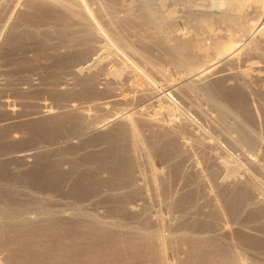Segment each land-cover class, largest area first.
Returning a JSON list of instances; mask_svg holds the SVG:
<instances>
[{
  "label": "rangeland",
  "instance_id": "374dc122",
  "mask_svg": "<svg viewBox=\"0 0 264 264\" xmlns=\"http://www.w3.org/2000/svg\"><path fill=\"white\" fill-rule=\"evenodd\" d=\"M33 1L34 0H30V1L29 0H0V3H2L3 6H6L5 8H3L4 11L3 10L0 11V16L3 14L0 17V20L2 19V17L11 16L13 17L12 21L14 23L17 21L15 24H17L16 26H19L20 25L19 23L22 22L23 17H26L27 15L29 16L30 12H31L30 15L32 14V9L30 7V4L34 3ZM85 1L87 3V8L90 11H92V13H96L93 15L95 16V18H97L98 22L101 23L102 28H104L103 26L104 23H102L103 22L102 20H99L100 19L99 14L101 12H102V15L104 13L105 18L107 20H110L109 18H111V22L115 20V23L112 22V24H114L113 26L115 30H117V33H120L121 37H123L124 43L126 44L127 47L128 46H131L134 48L139 47V49H141L143 43L140 39L143 36H144L143 39L145 38L148 39L147 36L149 35L151 39V40L149 39L150 43H152L153 39L156 38V34H157L156 30L138 32L137 29L133 28L135 26L134 24L130 25L129 23H127L125 24V26L122 25V22L120 21H122L121 18L123 17L121 15L122 14L124 15L123 8L126 11H128L126 6H124L122 9L120 7V9H116L117 11L114 12V14L113 12L112 14H110L111 12L108 10L107 8L108 5L106 4L107 1L99 0L101 4H106L107 6L100 5L99 1L97 0H88L89 2L87 0ZM158 1L159 0H156L157 3ZM162 1H163V4L165 5V7L163 8L164 17H165L163 18V20L165 22L162 28V34L164 35V37L172 38L177 33H183V35H189V32H190V35L192 33L191 36L195 37L194 39L197 42L202 41L201 42L202 44L211 48V46H214L213 42H215V39L213 40V36H210L209 32L215 34V36L219 38L220 43H223L227 35L233 32L229 26L225 24L222 25L219 22L217 23V21L215 20V18L220 16L221 9L225 5L226 1L228 0H196V1L195 0H162ZM262 2L264 5V0H262ZM99 6L100 7L102 6L103 8H100ZM105 7L108 11L105 10ZM100 9H101V12L98 11ZM112 15H115V16L112 17ZM20 16H21V19H20ZM119 16L121 18H119ZM1 24L2 23L0 22V25ZM115 24H117V26ZM9 28L10 26L9 27L7 26L5 30L0 29V125H3L2 128L0 126V154L1 155L8 154L9 158H7L6 156L5 160L9 159L11 161L10 163H13V164H9L7 162L6 164L7 166H9L8 168H10L11 166L14 172L16 170V172L13 174V171H11L12 170L11 168L7 169L8 172L10 173L7 172L8 173L7 176L4 177V179L6 180H2V183H6L7 185V187H5L6 188L5 196L8 201L17 202L21 204L19 211H37L30 206L27 208L24 206V204L31 205L32 204L31 198H34L35 199L34 201L38 199L37 202H40V204H43L45 207L46 206H48V208L51 207L50 210L52 211H64L66 215L69 213L67 216L70 215L72 217H75L76 215L75 213L77 211H84L85 213L88 212L87 214H89L92 211V213H90L89 215L95 216V218L97 217V219H99L101 222H104L106 224H107V221L109 220L107 224L108 226L112 227L114 226L113 224H116L115 226H118V228L122 229V231L125 233H128V231L133 233L135 232L134 231L135 228H138V227H143L147 234L148 232H150L149 234L156 233L155 235H158L157 232H159L160 233L159 237H162V239H164L163 245H162V251L165 253L164 254L165 257L167 256L165 260H169L168 262L171 264H186L187 259L190 257L189 255L191 254L190 253L191 250L196 249V248H192L190 242L182 240V238L185 236L184 233L189 231V229L191 231L196 230L193 234H191L192 237L199 235L198 238L207 239L208 237L210 238L214 232L219 230V228L228 227L230 230L228 229L229 231H227V234L224 235L225 239L223 240H225L224 241L225 243L226 242L231 243V246L233 247L231 248V251L232 249L233 251L236 250L239 256L240 257L242 256L241 258L243 260L245 259L248 261V262L245 261L246 263H250L253 261L254 263L264 262V218H263L264 211H253V208L255 207L249 206L251 210L248 208L246 210L244 209L242 212V210L239 209V206L241 204L238 207H236L237 208L236 209L235 206H232L231 203L230 204L228 203L229 201L227 202L228 203L227 205H230V206H227L224 198L219 194L217 183L223 179H226L225 176H227L228 173L225 174L223 171L222 172L218 170L216 171V169H214L215 166L212 168L213 166L212 162H210L211 163V168H210L209 160L207 162L206 161L207 159H205V156H207V153L209 152L211 155L212 154L214 156L216 155L217 158L224 160L225 162L228 160L227 162L229 163V165H232L234 167H236L235 165H237L240 171L238 172V170H236L238 175L240 174L242 175L244 172V174L248 173L251 180L254 179L255 177V179L252 181L253 183L256 182L255 185H257L259 182V184L257 185L258 190H259L258 193L263 194L261 196L262 198L264 197V193H263L264 190H262L264 189V175L263 174L260 175L259 172L257 173V171L252 170L251 168H248L249 165H247L248 164L247 157H250L253 159L257 158L259 159V161L261 160L260 162H262L263 164L264 163L263 156H262L263 153H261L263 150H261V148L260 149L257 148L255 152V150L253 151L251 149L250 150L248 149L250 151L249 152L247 151L246 149L247 147L245 146H241L240 148L234 147L235 145H233L232 142L230 143V140L226 136H223L224 134L221 133L220 131L221 128L217 125L219 124L218 113L216 114L215 112L216 110L214 111V109H212L213 107L211 108L210 105L208 106V104L205 102L206 101V95H205L206 94V90H205L206 84L209 81H210L209 83H212L214 79H215L214 81H216L222 78V81L215 82L214 87L218 90L221 99L224 100L223 103L227 106L229 105L231 108L239 107L238 105H241L242 107H245L246 111L248 110L247 111L248 115H249V112H252L250 114L255 115V117H257L256 120L258 119L256 121V126L254 127L257 128L256 130L259 135L262 134L264 136V42L261 43L262 45H259L260 47H259V50H257L258 52H256V50L255 51L248 50L250 46L249 47L246 46L243 54H241L242 56L239 55L240 58L237 57V59H235L233 64L230 63V64H226L223 66L219 65L221 66V68L219 69L217 68V70L214 71L213 76H210L209 79L208 77H202V78H198L194 80H188L189 83L195 84L198 87L200 86V88H198L199 91L197 93H193L194 95L189 92L187 93L186 87H184V90H181L183 89V87L180 88V90H178L177 92H171V91L162 89L163 84L166 83V81H178L181 77L187 76L188 72L183 66L178 65L172 56L168 55L167 53L164 54V52H162L163 50L161 51V49H158V47H156L153 44L154 41L152 44H150V46H147L149 41H147L146 39L147 44L145 46H147L146 52L147 54H149L147 55L149 57V62H146L144 59L140 58L138 55L132 53V51H128V48H126L125 46L123 47L122 43L116 42L115 52L117 53H115L114 62L111 65L114 67L112 68L116 69L117 71H120L123 68L124 69L128 68L131 71H134L135 75L134 74L132 76L130 75L131 77L129 76V78H128V75H125V76L122 75L123 77L121 78L119 77L114 83V85L113 86L111 85V87L108 88L109 90L108 89L106 90L104 89V87H102L105 93H100V92L93 93L91 91L92 93L91 94L90 92H87L88 90H86L87 89L86 84L84 83L81 84L80 78L74 77L70 74L71 73L70 71L73 68V66H76L77 64H79L78 62L82 61L79 58L80 56L76 57L78 54L76 55L75 53L71 52L70 50H68L67 48L63 46H60L59 44H55V46H57L55 47V51L50 50V49L44 50L45 48L43 49L42 47H39L38 45H37L38 47L34 46L32 39H29L27 43L23 42L21 46L17 45L19 48L16 47V45L10 46L11 36L9 35H11V33L9 32L10 31ZM234 35H236V33H234ZM236 45L242 46L246 44H245V41L238 40L236 42ZM211 56L212 55H210V58ZM151 61L153 62L150 63ZM251 68L254 69V71L253 73H251L252 75H250L246 80H244L245 82L240 77L236 76L238 72L240 71L242 72L245 69L250 70ZM219 74H221L220 75L221 77L219 76ZM162 76H164L165 78ZM65 79L71 80V81L68 80L69 85H64L63 81H65ZM148 84L151 88L152 86L153 88L154 87L157 88L159 94H156V96H154L153 94L151 95L148 94L150 92L149 90L151 89L148 86ZM129 85L130 86L136 85V87L139 89L144 88L143 91L147 92V96L146 95L142 96L140 97L141 99L138 98L139 96L136 95L137 93L135 92L133 87L130 88ZM63 86H65V88ZM111 92H115L116 95L119 94L121 97L122 96L124 97L134 96L135 97L136 96V99L138 100H136L132 104V106L134 107V110L131 109L133 108L132 106H130L131 108L127 107L131 109L130 110L131 112H134L136 110L137 111L140 110L144 112L145 110V112H147L146 113L147 115L150 113L149 114L150 116L151 114L153 115L154 113H156V111L158 110L160 111L164 109L163 111H165L167 109L169 110L172 116L177 115L176 117L178 118L172 117L171 115L170 116L174 119L176 118V120H178L179 123L185 122L186 124L189 125V126L187 125L186 127H184L183 125L181 127L182 129L180 130V133H178V137H179L178 139H182L183 141L187 140L188 142L190 141L189 143H192V146L193 145L197 146V148L195 146L194 147L191 146L192 150H190L191 152L189 155L190 157L193 156L192 158L187 157L189 155H185L187 158L186 157L184 158L186 159L184 158L179 159L180 157L178 156L174 157L175 155H174L173 150L162 149L163 146L165 145L161 146L162 148L159 147V149L161 150L159 149L149 150L147 148V145H145L146 147L143 145L147 153L146 152L144 153L142 150H138V151L136 150L137 151L135 154L136 156H134L135 160L133 161V163L130 162L131 165L127 159L125 160L126 157L124 158V160L122 158L123 161L120 159L121 160L120 162L124 163V164L122 163L123 166H125L126 164V166L127 165L128 166L127 167L125 166V168L130 169V170L128 169L129 172H127L126 177H124L125 181L123 183L122 189L119 188V190L117 191V192L120 191L119 197L122 196L124 198L123 199L124 203L127 204V205L124 204L125 207H123V210H122L123 204L120 205L121 208H119V206L116 203V200H114L113 198L114 194L113 195L110 194V190L113 187L115 171L113 172V169L110 168L109 166H106L103 162H100L98 160H96L98 162H94V159L90 158V156L93 157L94 154L102 153L103 152L102 149H104V146L106 145L105 143H104V146L100 145L101 147L100 152L97 151V152L85 153L88 155L87 156V155H84L82 151L80 152L81 155H79L80 153L78 154L80 157L79 156L76 157L74 150H71L66 147L68 149L67 150L65 147L61 145H59L60 146L59 147L58 143L61 142L62 138L66 139V138H72L73 136L75 137V135L78 134L77 131L74 132L75 130L73 131V129L69 128L68 126L65 127V124L64 126H61V127L60 126L58 127L53 124L51 125L50 123H46V121L48 120H45V121L43 120L30 121L29 120L30 122L28 120H25L28 117H31V115H33L34 113L39 111L40 109L39 106H41L40 104H46L50 106L51 108H53V110L58 112V111H63L67 107L68 104L71 105L73 103L74 105L76 106L78 105L79 107L85 106V108H87L88 111L89 110L91 111V114L97 115L94 117L98 119V116H99L98 120L103 121V119H107L108 117L103 113L101 114V112L100 114L97 113V111L96 110L94 111V108L92 107L95 104H97L99 101L106 100L105 99L106 96H109L110 94H112ZM5 101L9 102L11 105H13L12 107L16 109L17 111V115L15 116L16 120H15V117L10 116L7 113L6 106L3 104ZM194 103L195 105L197 106L199 105V107H202L201 108L202 113H204L202 114L203 116L200 113H198V111H196V109L194 108L196 107ZM138 106L143 107V108L136 109V108H139ZM145 106L147 107L145 108ZM119 108L121 110L126 109L124 108V106H122V107H116L117 110L114 108L113 111H119L120 110ZM62 115L67 116L66 114H60V117H63ZM216 115H217V118H216ZM165 118L167 119V116ZM229 122H230L229 125L233 124V120L231 121L229 120ZM217 127H219L220 130H218ZM37 129H39V131ZM145 129L146 130L144 131H146L147 136L149 138L152 137L153 134H152L151 129H148L146 127ZM262 135L260 136V138L262 139V142L264 143V137ZM103 138L104 137H102L101 135L99 137L97 136L94 139L102 141ZM117 138L115 140H117L119 143H117L116 141L114 143V146L116 147L115 150L117 151V153L121 154L120 151L127 149L129 144L127 141H125L124 143L123 138H119V139ZM203 138L205 141L207 140L209 141V143L213 145V147L211 146L212 147L211 149L210 148L207 149L209 150L207 153L206 151L203 152V149L201 150L198 148L199 146L198 142ZM194 140L195 141L199 140V141L195 142ZM62 142H63V139H62ZM83 142L84 140L77 141L78 144H81ZM173 142H174L175 147H171V148L177 149L175 140H173ZM119 144L122 145V147H118ZM56 145L57 147H54ZM75 148L77 149L78 147H75ZM216 149L217 151H215ZM11 150H13L12 151L13 153H9ZM26 150H27L26 152L27 154L24 153V151ZM155 151H158V152H155ZM161 151H163V153H161ZM170 152L172 153L170 154ZM213 152L216 154H214ZM204 153L206 154L204 155ZM73 154L75 157L72 156ZM191 154L193 155L191 156ZM85 156L87 157V159ZM147 157H149L150 160ZM260 157H262V159ZM119 158H121V156ZM190 159L193 161H191ZM86 161L87 163L83 164V162H86ZM25 162L28 163V165L30 166H28ZM184 162H186L187 164ZM179 163H180V166L178 167ZM148 164H150L151 166L150 165L148 166ZM196 164L198 166H196ZM190 165L192 167H190ZM193 165L198 168L193 167ZM151 167L157 169L158 173H162L164 177L158 179L157 181L156 180L150 181L149 168L151 169ZM238 167L236 168L238 169ZM209 168L210 170L214 169L217 174L213 173L212 170L210 172ZM194 169H196V171H199L201 176H204L205 178L201 177L199 175V172L198 173L194 172ZM250 169L252 170L251 172H250ZM97 170H98V173H97ZM179 170L181 171V173ZM130 171H132L133 173L132 177H130L131 175ZM245 171H248V172H245ZM178 173H179V177H178ZM128 175H129V178H128ZM195 175H196V178H195ZM133 176L135 177L134 179H133ZM197 176H199L198 178L203 181L201 182V180H199ZM243 177L244 176H242V178ZM214 178L216 180H214ZM210 179H213V180H210ZM205 182H206V185H205ZM152 183L154 184V186ZM9 185H12V186L10 187ZM208 188H210V190ZM196 189H197V192H196ZM208 190L209 192L214 193V196L216 197L215 199L209 198L208 201L206 200L207 197L205 198V195H206L205 192L207 193ZM228 192H230V190H228ZM187 194L190 197L189 198L190 202L194 200L193 203H195V201L196 203H200L197 205L198 207H195L197 208V211L199 210L198 213L196 209L194 208L196 212L192 210L193 212H188L187 213L188 215H187L186 213H183L186 211H183L180 205L178 204L176 206L174 205L177 202L176 198H178L181 195L182 196L185 195L184 197H188ZM190 195H192L193 198ZM251 197L252 195H250V198ZM219 205L220 207H218ZM124 208L126 209L124 210ZM128 208L135 209L136 214L129 213L130 211L127 210ZM149 208L150 210H147ZM233 209H236V210H233ZM202 210L204 211L203 214H202ZM73 211L75 215L72 214ZM126 211H129V212H126ZM187 211H191V208H189ZM230 211H237L236 215L234 213V216H233ZM29 215L34 216L32 215V213H30ZM101 215L103 217H101ZM104 217L105 219H103ZM109 222L112 223V225ZM124 224L127 226H124ZM125 227L127 229H125ZM146 227H148L149 229H147ZM196 227L198 228L193 229ZM199 231L202 233H200ZM30 234L35 235L38 233L34 231L33 232L30 231ZM3 235H1L0 244H3V245L5 244L4 245L5 248H0V264H36V262L41 258L43 252L39 251L36 248H32L34 251L31 253L32 254L31 257L33 256L31 258V262H24L25 260H27L25 256H22L20 263L8 261V256H9L8 253L12 252L13 250L19 249V247H21L22 243L25 242V240H23L22 242H19L22 238L20 239V233H18V231L14 229L9 230L8 233L5 232V234ZM253 237H256L257 239H253ZM26 241H30V240L26 239ZM9 243H12L14 247L6 248V246L8 247ZM35 252L36 254H34ZM34 258L36 259L38 258V260ZM255 258L257 261L255 260Z\"/></svg>",
  "mask_w": 264,
  "mask_h": 264
},
{
  "label": "bare ground",
  "instance_id": "6f19581e",
  "mask_svg": "<svg viewBox=\"0 0 264 264\" xmlns=\"http://www.w3.org/2000/svg\"><path fill=\"white\" fill-rule=\"evenodd\" d=\"M97 1H99V0H97ZM100 1H102V0H100ZM100 1H99V3H100ZM104 1H107V3L106 2L105 3L108 6L106 4H101V3H100V5H102V6L106 5L108 10L111 12L110 14H112V12L114 14V12L117 11L116 9H120V7H121V9L124 6L127 7L128 11H126L123 8L124 15L123 14L121 15L123 18H121L119 16V18H121V20H122L120 22H122L123 26H125V24H127V23H129L130 25L134 24L135 26L133 28L137 29L138 32H144V31H148V30H156L157 31L156 38L154 37L155 38V39H153L154 43H153V41H152V43L156 47H158V49H161V51L163 50L162 52H164V54L167 53L168 55L172 56L178 65L183 66L187 70V72H188L187 76L181 77L178 81H166V83L163 84L162 89H165V90H168L171 92H177L182 87H183V89H181V90H184V87H186L187 93L188 92L192 93V94L197 93L199 91L198 88H200V86L198 87L195 84H191L188 82V80H194V79H198V78H202V77H208V79H209L210 76H213V73L215 70H217V68L218 69L221 68V66H219V65L223 66L226 64H230V63L233 64V62L235 61V59H237V57L240 58L239 55L243 54L246 46H248V47L250 46L248 50H251V51L256 50V52H258L257 50H259V47H260L259 45H262L261 43L264 42V5H263L262 0H228V1H226L225 5L221 9L220 16L215 18V20L217 21V23L219 22L222 25L225 24V25L229 26L233 32H231L230 34L227 35L226 39L224 40L225 42L223 41V43L219 42V38H217L215 36V34L209 32V35L213 36V40L215 39V42H213L214 46H211V48L202 44L201 43L202 41L197 42L194 39L195 37L191 36L192 33L190 35V32H189V35H183V33H177L176 32L177 34L174 35V33H173L174 36L172 38L164 37V35L162 34V28H163V25L165 22L163 20V18H165L164 12H163L164 11L163 8L165 7V5L163 4L162 0H159L158 3L156 2V0H104ZM33 2L34 3L30 4V7L32 9V14L30 15V13H31L30 12L29 16L28 15L26 17L22 16L23 17L22 22L19 23L20 25L18 24L19 26H16L17 24H15V23L17 21L14 23L12 21L13 17H11V16L10 17H2V19L0 20V22L2 23L0 25L1 30H5L7 28V26L8 27L10 26L9 32L11 33V35H9L10 33L8 34L9 36H11L10 46L16 45V47H18L17 45L21 46L23 42L27 43V41L29 39H32L34 46L38 45L39 47H42L43 49L45 48L44 50L50 49V50L55 51V47H57V46H55V44H59L60 46H63L65 48H67L68 50H70L71 52L75 53L76 55L78 54L76 57L80 56L79 58L82 61L78 62L79 64H77L76 66H73L72 69L70 68L71 69L70 74L74 77L80 78L81 84L82 83L86 84V87H87L86 90H88L87 92L91 93V91H92L93 93H96V92L97 93L98 92L105 93L103 90L104 89L107 90L109 87H111V85L113 86L119 77L120 78L123 77L122 75H124V76L128 75V78L130 75L131 76L133 74L135 75V72L131 71L128 68H125V69L123 68L120 71H117L116 69L112 68V67H114V66H111L112 63L114 62V56H115V53H117V52H115L116 51V42L122 43L123 47L125 46L126 48H128V51H132V53L138 55L140 58L144 59L146 62H149V57L147 56L149 54H147V52H146V47L150 46V44H152L149 41V39H150V37L148 35L149 33L146 34V35H148L147 36L148 39L147 38L143 39L144 36L143 37L141 36L142 38L140 40L143 43L141 49H139V47L138 48H134L131 46L127 47L126 44L124 43L123 37H121L120 33H117V30H115V28L113 26L114 24H112V22L115 23V20H113L112 22H111V18H109L110 20H107L105 18L104 13L102 15L101 9L98 10L101 12V13L99 12L100 13L99 14V18H100L99 20H102L103 21L102 23H104L103 24L104 28H102L101 23H99L97 18H95V16L93 15L96 13H92V11H90L87 8V3L85 0H34ZM160 2H161V4H160ZM1 6H3L2 3H0V11H2V10L4 11L3 8H5L6 6H3V7H1ZM102 6L101 7L99 6V7L103 8ZM99 7H98V9H99ZM105 10H107L106 7H105ZM107 13H109V12H107ZM106 15H108V14H106ZM114 16L115 15H112V17H114ZM97 17H98V15H97ZM20 19H21V16H20ZM18 20H19V18H18ZM116 23H117V21H116ZM115 25L117 26V24H115ZM234 33H236V35H234ZM138 37H140V36H138ZM146 39H147V41H149L147 46H145L147 44ZM238 40L239 41L240 40L245 41L246 45L237 46L236 42ZM28 45H29V43H28ZM30 45H32V44H30ZM154 45H152V46H154ZM211 49H213V50H211ZM5 51H7V50H5ZM210 55H212V56L214 55V56L213 57L211 56V58H210ZM51 56H52V54H51ZM152 62L153 61H151L150 63H152ZM253 71H254V69H252V68L250 70L245 69L242 72L241 71L238 72L236 74V76L240 77L244 81L250 75H252L251 73H253ZM223 73H224V71H223ZM166 75H167V73H166ZM220 75L221 74H219V76ZM162 77H164V76H162ZM68 80H70V79H68ZM68 80L65 79V81H63L64 85H69ZM214 80L212 83H209L210 82L209 81L206 84V87H205L206 101L205 102L208 104V106L210 105L211 108L213 107L212 109H214V111L216 110L215 111L216 114L218 113L219 124H217V125L221 128V130H220L219 127H217L218 130H220L221 133L224 134L223 136H226L230 140V143L232 142V144L235 145L234 147L240 148L241 146H245V147H247L246 148L247 151H249L251 149L253 151L255 150V152H256L257 148H259V149L261 148V150H263L261 153H263L262 156H263V160H264V143L262 142V139L260 138V136L262 134L259 135L257 130H256L257 128L254 127V126H256V121L258 120V119L256 120L257 117H255V115L250 114L252 112H249V115H248V112H247L248 110L246 111L245 107H242L241 105H238L239 107H235V108H231L229 105L228 106L225 105L223 103L224 100L221 99L218 90L214 87L215 82L222 81V78L220 80L219 79L216 81H214ZM145 84H147V83H145ZM139 85H141V84H139ZM81 86H83V85H81ZM115 86H116V84H115ZM148 86H149V84H148ZM63 87L65 88V86H63ZM102 87H104V89H102ZM132 87L135 90V92L137 93L136 95L139 96L138 98L145 96V95L147 96V92L143 91L144 88L139 89L136 87V85L130 86V88H132ZM112 90H113V88H112ZM149 91L150 92L148 94H150V95L153 94L154 96H156V94H159L157 88H155V87L153 88V86ZM135 92H134V94H135ZM111 93L112 94H110L109 96H106V98H105L106 100L99 101L100 103L98 102L97 104H95L92 107V108H94V111L95 110L97 111V113L100 114V112H101V114L103 113L108 117L107 119H103V121L98 120L99 116H98V119L96 117H94L97 115L91 114V111L89 110L90 111L89 112L88 109L85 108V106L79 107L78 105L76 106L73 103L71 105L68 104L65 109L62 108V109H64L63 111H58V112L53 110V108H51L50 106H48L46 104H40L41 106H39V108H40L39 111L34 113L33 115H31V117H28L25 120H28V121L29 120L30 121L48 120V121H46V123H50L51 125L53 124V125H56L58 127L59 126L61 127V126H64V124H65V127L68 126L69 128L73 129V131L75 130L74 132L77 131L78 134H76L75 137L73 136L72 138H66V139L62 138L63 142L61 139V137L63 136L62 135L60 137L61 142L58 143V146L61 145L65 148L67 147L71 150H74L76 157L81 155L80 152H82V151H83L82 153L84 155H87L85 153H88V152H97V151L100 152V150H101L100 145L104 146V143H105L106 144L104 146L105 150L102 149L103 150V152L101 151L102 153L94 154L93 157L90 155L89 156L91 159H94V162H98V161L103 162L106 166H109L110 168H112L113 172L115 171L113 187L110 190V194L111 195L114 194L113 198H114V200H116V203L119 206V208H121L120 205L123 204V206H122V210H123V207H125L124 206L125 203L123 201L124 198L122 196L119 197L120 191L119 192H117V191L119 190V188L122 189L123 183L125 181L124 177H126L127 172H129L128 171L129 168L126 169L125 168L126 164H125V166H123L124 163L122 162L123 163L122 164L120 162L122 160V158L124 160V158L126 157L125 160L127 159L129 161V163L130 162L133 163V161L135 160L134 156H136L135 154L138 150H142L144 153L145 152L147 153V151L144 148L145 145H147V148L149 150H152V149L158 150L159 147L162 148L161 146L165 145V146H163L162 149L173 150L174 155H175L174 157L178 156V157H180L179 159H181V158L186 157L185 155L190 154V152H191L190 150H192L191 149L192 143H189L190 141L188 142L186 139L185 140L187 142L183 141L182 139H178L179 138L178 133H180V130L182 129L181 127L183 125H184V127H186L188 124H186L185 122L179 123L178 120H176V118H178V117H176L177 115L172 116L171 113L169 112V110H167V109H166L167 111L166 110L163 111L164 109L160 110V111L158 110L159 112L156 111V113H154L153 115L151 114L150 116H149L150 113L147 115L146 114L147 112H145V110H144V112L146 115L144 114L143 111H140V110H138V111L136 110L134 112H131L130 111L131 109L134 110V107L132 106V104L136 100H138V99H136V96L135 97L134 96L133 97L122 96L123 97L122 98L119 94L116 95L115 92H111ZM191 97H192V95H191ZM190 103H192V102H190ZM3 104L6 106L7 113L10 116L15 117L17 115L16 109L12 107L13 105H11L7 101H5ZM194 105H195V103H194ZM122 106H124V108H126V109L121 110L119 108L120 109L119 111H113L114 108L116 109V107H122ZM130 106H132L133 108H131ZM195 106L196 107H194V108L196 109V111H198V113H200L201 115L204 114V113H202V109H201L202 107H199V105L198 106L195 105ZM127 107H130L131 109L127 108ZM146 107L147 106H145V108ZM232 107H234V106H232ZM89 108H91V107H89ZM141 108H143V107H139L136 109H141ZM249 110H251V109H249ZM242 111L243 112L246 111V112L243 113ZM60 114H66L67 116L62 115L63 117H60ZM211 114H210V116H211ZM170 115L172 117H176V118L174 119ZM166 116H167V119L165 118ZM57 118H58V120H57ZM103 118H104V116H103ZM216 118H217V115H216ZM15 120H16V117H15ZM229 120L230 121L233 120V124L229 125V123H230ZM180 122H181V120H180ZM0 126H1V128L3 127V125H0ZM145 127L148 129H151L152 134H153V136H152L153 138L152 137L149 138L147 136L146 131H144V130H146ZM37 130L39 131V129H37ZM147 133H149V132H147ZM67 134H68V132H67ZM71 134H73V133H71ZM233 134H234V136H233ZM101 135H102V137H104L102 141L94 139L97 136L99 137ZM117 137L123 138L124 143H125V141H127L129 144L127 149H124L121 151L118 149L121 154L117 153V151L115 150L116 147L114 146V143L117 141V140H115ZM119 138H117V139H119ZM92 139H94V140H92ZM79 140H81V141L84 140V142L81 144H78L77 141H79ZM173 140H175L177 149L171 148V147H175ZM199 140H196V141L194 140V141L198 142ZM117 143H119V142L117 141ZM198 143H199L198 148L201 150L203 149V152L206 151V153L209 151V150H207L208 148L211 149L213 147V145L211 143H209V141H207V140L205 141L204 138L201 139ZM109 144H110V146H109ZM121 144H123V143H121ZM119 145H118V147H122V145H120V146ZM126 146H127V144H126ZM194 146L195 145H193L192 147H194ZM54 147H57V145ZM75 147H78V148L76 149ZM195 147L197 148V146H195ZM111 148H113V149H111ZM246 149H244V150H246ZM159 150H161V149H159ZM12 151L13 150H11L9 153H13ZM215 151H217V149ZM26 152H27V150L24 151V153H26ZM155 152H158V151H155ZM57 153H58V151H57ZM161 153H163V151H161ZM171 153L172 152H170V154ZM206 153H204V155ZM208 153H207V156H205V159H207L206 160L207 162L209 160V164H210L209 167L211 168L210 162H212V165H213L212 168L215 166L214 169H216V171L217 170L221 171V172L223 171L225 174L228 173V175L225 176L226 179H223L221 181L219 180L220 182L217 183V188H218L219 194L224 198L226 205L228 203L229 204L231 203V205L235 206V208H236L241 204L239 206V209H241L242 212L244 209L245 210L248 209L249 206L255 207V208H253V211H264V197L262 198L261 195H263V194L258 193L259 190H258L257 185L259 184V182L257 181L258 184L255 185L256 182L253 183V181H252L255 179V177H254V179L251 180L248 173L244 174V172L242 171L243 169L241 171L243 172L244 175L243 174L242 175L240 174L241 176L238 175L236 170H238V172H240V171H239V167L237 165H235L233 163L236 167H238V169L232 165H229V163L227 162L228 160L225 162L224 160L217 158L216 155L214 156L213 154L211 155L210 153L209 154ZM67 154H68V152H67ZM214 154H216V153H214ZM148 155H149V153H148ZM192 155L193 154H191V156ZM6 156H7V158H9L8 154H3V155L0 154V238H1V235L5 234V232L8 233L9 230L14 229V230H17L18 233H20V239L22 238L21 240L19 239L20 240L19 242H22L23 240H25V242L22 243V245H21V247H19V249L13 250L12 252L8 253L9 254L8 261L20 263L22 256H25L27 258V260H25L24 262H31V258L33 257V256L31 257V255H32L31 253L34 251L32 248H36L39 251L43 252L41 258L39 257L40 258L39 260H38V258L37 259L34 258V259L38 260L36 262V264H171L168 262L169 260H165L167 256L165 257V255H164L165 253L162 251V245H163L164 239H162V237H159L160 236L159 232H157L158 235H155L156 233L155 234H152V233L149 234L150 232H148V234H147L143 227L137 226L138 228H135V230H134L135 232L131 233L130 231H128V233H125L122 231V229H119L118 226H115L116 224H113L114 226H112V227L108 226L107 224H108L109 220L107 221V224H106L104 222H101L99 219H97V217L95 218V216L89 215L90 213H92V211L89 214H87L88 212L85 213L84 211H77L75 213L76 215L74 214V211H73L72 214H74L75 217H72L70 215L67 216L69 213L66 215V213L64 211H52V210H50V208H51L50 206H49L50 208H48V206L45 207L43 204H40V202H37L38 199H36V201H34L35 200L34 198H31L32 199L31 205H25L24 204V206L26 208L30 206L37 211H19L21 204H19L17 202H10L7 200V198L5 196V190H6L5 187H7V185H6V183H2V180H6V179H4V177H6L8 173H10V172H8L7 169L11 168L12 169L11 171H13V174L16 172V170L14 172V170L11 166H10V168H8L9 166H7L6 162L9 164H13V163H10L11 161L9 159L5 160ZM72 156H74V154ZM120 156H121V158H119ZM260 156H261V154H260ZM187 157H190V155ZM192 157H190V158H192ZM147 158L149 159V157H147ZM186 158H184V159H186ZM260 158L262 159V157H260ZM86 159H87V157H86ZM136 159H137V157H136ZM96 160H98V161H96ZM74 161H76V160H74ZM172 161H174V160H172ZM191 161H193V160H191ZM260 161L257 158L253 159V158L247 157V163H248L247 165H249L248 168H251L252 170L257 171V173L259 172L260 175L261 174L264 175V163L262 164V162H260ZM78 163H79V161H78ZM84 163H87V161L83 162V164ZM131 163H130V165H131ZM184 163H186V162H184ZM26 164L28 165V163H26ZM81 165H82V163H81ZM85 165H83V166H85ZM149 165L150 164H148V166ZM191 165H190V167H192ZM28 166H30V165H28ZM171 166H172V164H171ZM179 166H180V163H179L178 167ZM196 166H198V165L196 164ZM88 167H90V166H88ZM193 167H195V166L193 165ZM195 168H198V167H195ZM210 168H209L210 172L212 170L213 173H216L214 169L210 170ZM186 169H187V167H186ZM251 169H250V172L252 171ZM88 170H89V168H88ZM149 170H150L149 171L150 181L151 180L157 181L158 179L164 177L163 174L158 173L157 169H155V168L151 167V169L149 168ZM171 170H172V168H171ZM177 170H178V168H177ZM194 172L198 173L199 171H196V169H194ZM245 172H248V171H245ZM97 173H98V170H97ZM130 173H131V175H130ZM130 173H129V175H130V177H132V174H133L132 171H130ZM180 173H181V171H180ZM129 175H128V178H129ZM142 175H144V174H142ZM196 175H195V178H196ZM199 175L201 176L200 172H199ZM193 176H194V174H193ZM242 176H244V177L242 178ZM178 177H179V173H178ZM198 177L199 176H197V178ZM201 177H204V176H201ZM134 178L135 177L133 176V179ZM199 180H201V179H199ZM210 180H213V179H210ZM214 180H216V179L214 178ZM197 181H196V183H197ZM202 181L203 180H201V182ZM204 181H205V179H204ZM203 184H204V182H203ZM205 185H206V182H205ZM9 186L11 187L12 185H9ZM119 186H121V187H119ZM153 186H154V184H153ZM13 189H15V188H13ZM208 189L210 190V188H208ZM198 190H200V189H198ZM209 190L207 193L204 191L206 194L205 198L207 197V199H206L207 201L209 200V198H213V199L216 198L214 196V193L209 192ZM228 190H230V192H228ZM262 190H264V189H262ZM196 192H197V189H196ZM260 192H261V190H260ZM216 193H218V192H216ZM250 195H252L251 198H250ZM184 196L181 195L178 198L175 197L177 199V202L174 205L175 206L177 204L180 205V207L183 209V211H186L183 213L187 214L188 212H193L192 210H194L195 207H198L197 205L200 203H196V201H195V203H193L194 200H192V202H190V200H189L190 197L188 194H187L188 197H184ZM190 196L193 198L192 195H190ZM195 196H194V198H195ZM49 199H50V197H49ZM216 202H217V200H216ZM125 205H127V204H125ZM227 206H230V205H227ZM114 207H115V205H114ZM218 207H220V205ZM150 208L147 210H150ZM189 208H191V211H187ZM125 209L126 208H124V210ZM195 209L197 211V208H195ZM236 209H233V210H236ZM127 210H129L130 212L129 211H126V212L136 214L135 213L136 211L133 208H128ZM196 211L194 210V212H196ZM198 211H197V213H198ZM29 212L32 213V215H34V216L29 215L30 214ZM230 212L234 216V213L236 215L237 211H230ZM203 213H204V211L202 210V214ZM261 213H263V212H261ZM102 215H101V217H103ZM196 216H197V214H196ZM184 218H185V216H184ZM263 218H264V216H263ZM103 219H105V217ZM110 222H112V221H110ZM123 222H121V223H123ZM110 224L112 225V223H110ZM125 224H124V226H127ZM193 224H195V223H193ZM141 226H142V224H141ZM146 228L149 229L148 227H146ZM197 228L198 227L193 228V229H197ZM125 229H127V228L125 227ZM228 229H229L228 227H223V228L221 227V228H219V230H217V231L215 230L216 232L213 233L214 236L212 235L213 236V237L211 236L212 238L208 237L207 239L206 238L200 239V238H198L199 235L192 237L191 234H193L196 230L191 231L189 229V231L184 233L185 236L184 237L182 236L183 238L181 237L182 240L190 242L192 248H196V249L191 250V252H190L191 254L189 255L190 257L187 259L186 264H264V262H260V263L255 262L254 263L253 260H252L253 262L246 263L245 261H247V260H245V259L243 260L241 258L242 256L240 257L235 249H234L235 251H233V249L231 251V248H233L231 246V243L230 242L225 243L224 242L225 240H223V239H225L224 235L227 234V231L230 230V229L229 230ZM30 231L31 232L34 231L38 234H35V235L30 234ZM126 232H127V230H126ZM200 233H202V232H200ZM171 236H172V234H171ZM176 237H178V236H176ZM26 239L30 240V241H26ZM253 239H257V238L253 237ZM15 243H13V244H15ZM182 243H184V242H182ZM4 245L0 244V248H5ZM183 245H185V244H183ZM10 247H14L12 245V243H9L8 247L6 246V248H10ZM34 254H36V252ZM255 260H256V258H255Z\"/></svg>",
  "mask_w": 264,
  "mask_h": 264
}]
</instances>
